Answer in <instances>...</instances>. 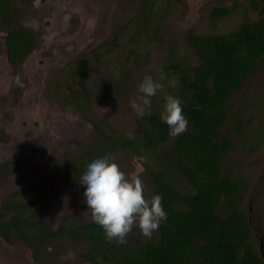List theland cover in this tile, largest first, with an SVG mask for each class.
<instances>
[{
    "label": "rangeland",
    "instance_id": "374dc122",
    "mask_svg": "<svg viewBox=\"0 0 264 264\" xmlns=\"http://www.w3.org/2000/svg\"><path fill=\"white\" fill-rule=\"evenodd\" d=\"M68 1L36 0L33 4L34 15H31L32 12L30 14V10L24 12L22 9V15L16 21L17 27H28L35 35L43 37L42 44L46 40V58L51 55L53 46L59 47L56 51L60 58L58 60L57 57L58 61L51 65L46 58V62L36 61L37 52L27 58L25 74L35 78V71L44 68L41 85L50 77L47 82L49 91L36 96V102L24 101L20 104L24 113L37 114L39 118L46 111L51 112L53 119L50 116L47 118L50 129L48 138L56 134L58 137L46 144L42 152H28L24 150L26 145L23 146L17 156L19 170L0 173V206L7 199H34L37 201L35 210L41 213L52 229L66 215L82 221L92 219L84 196L86 186L80 184L89 160L81 162L82 171H68L82 150L94 144L98 132L92 123H103L114 132L131 135L136 129L138 116L131 107V101L141 95L139 86L144 77L151 76L154 81L163 84L161 71L179 56H185L189 65L198 63L186 42L188 33H226L235 28L244 15L251 21L258 17V11L249 8V0H196L202 2L197 8L191 5L192 0H156L158 18L153 17L152 26L148 21L147 27H144L134 18L141 13L143 1L146 0H72L70 4ZM234 3L239 7L229 17L214 23L210 20L209 14L214 7H232ZM79 57H84L80 64L72 61ZM0 60L4 61L2 58ZM2 61L0 64H4ZM125 72L127 75L123 74ZM173 82L171 85L175 87L176 83ZM110 83L112 86L115 83L113 89H110ZM263 83L264 57L260 59L257 74L249 77L228 102L230 114L241 118L246 126L242 135H230L233 147L223 158L220 167L222 173L243 181L247 187L242 207L248 216L250 214L251 239L255 247L264 253ZM7 84L5 78L0 82V90L6 88ZM164 92L162 89L151 98L147 112L160 103ZM82 93H86L88 99L82 108L86 120L80 114L78 116L72 106V101H81ZM59 103H69L66 113L59 112ZM101 108H110V111L105 113ZM69 110L75 119H68ZM20 122L21 119L17 122L14 119L6 125L8 129L12 126L11 132L18 138H22ZM244 135H250L253 139L247 140ZM174 138L170 135L169 141L161 145L158 151L142 156L146 158L144 160L128 150H114L111 153L122 171L129 176L136 175L143 181L147 198L151 189L147 167H156ZM70 172L77 179L69 178ZM179 184L184 190V183L179 181ZM155 234L154 231L152 236ZM133 235L140 237L141 242L147 239L138 226H134L125 239ZM22 241L17 235L12 237L8 246L0 241V264H89L85 259L91 253L87 243L71 241L66 237L52 239L44 246L42 258L34 259Z\"/></svg>",
    "mask_w": 264,
    "mask_h": 264
},
{
    "label": "trees",
    "instance_id": "16d2710c",
    "mask_svg": "<svg viewBox=\"0 0 264 264\" xmlns=\"http://www.w3.org/2000/svg\"><path fill=\"white\" fill-rule=\"evenodd\" d=\"M248 6L258 11L254 21L244 15L229 32L187 34L186 42L198 61L196 65H189L185 56H179L161 71L165 76L164 98L172 95L180 100L188 126L175 136L156 167H147L149 198L161 195L167 214L154 236L144 242L134 235L123 244L109 242L103 229L92 220L75 222L68 216L57 228L50 229L41 213L33 210L35 201L11 199L6 202L5 213L0 214L3 240L10 243L9 234L18 232L33 251L34 259L42 258L48 241L69 237L89 245L91 253L85 257L89 264H264V253L250 236V214L242 207L247 187L243 181L222 173L220 167L233 147L230 135H242L246 126L241 118L230 114L228 102L249 77L257 74L264 57V0H249ZM238 7L235 3L232 7L216 6L209 18L218 22ZM142 8L134 21L144 27L150 21L152 26V18H158L156 0L143 1ZM7 40L9 45L21 41L22 51L31 48L25 42L26 32L12 31ZM114 85L110 83V89ZM82 95L81 100L87 102V94ZM164 98L143 117L137 116L131 135H121L97 123L94 158H104L114 150H128L144 160L142 156L158 151L170 138V129L160 118ZM243 137L248 140L250 135ZM94 158L91 155L86 159L91 163ZM177 177L184 183V190ZM6 212L13 214L7 216Z\"/></svg>",
    "mask_w": 264,
    "mask_h": 264
},
{
    "label": "flooded vegetation",
    "instance_id": "af4514ba",
    "mask_svg": "<svg viewBox=\"0 0 264 264\" xmlns=\"http://www.w3.org/2000/svg\"><path fill=\"white\" fill-rule=\"evenodd\" d=\"M36 0H0V27L4 28V30L0 31V58H2L4 61H2L4 64H0V82L6 78L8 81L7 87L0 90V173H4L5 171H18L19 170V162L17 159V156L19 154V151L24 147V150H27L28 152H42L45 149V145L48 144L50 141H52L55 136L58 137V134H54L55 136H52L50 139L48 138L50 136V129L48 125V116H50V119H53V115L51 112L46 111L43 115V117L39 118L37 114H31V113H24L23 110L20 109V104L24 101H33L36 102V96H39V94L42 95V93H45V91H49V88L47 87L49 84L47 83L50 80V77L46 79V81L41 85L43 80V75L45 72L44 68H39L40 70L35 71V78H32V76H29L25 71L24 63L26 62L27 58L35 54L37 52L36 61L43 60L45 61V58L47 56L48 46L45 42L42 44V38L40 36L35 35L32 29H29L28 27H17V19L22 15V9L25 11L30 10V14L34 15V5ZM38 1V0H37ZM58 0H53V2H57ZM72 3V0L68 1V4ZM30 4H32L30 6ZM202 2H198L196 0H192L191 5L194 8L200 7ZM50 21V20H47ZM15 31L17 32H26L28 36V40L25 41L28 43V45L31 44V48L25 51L21 50V41H17L15 43H12V45L8 44V37L10 36L11 32ZM14 46L12 49L11 47ZM59 47L55 48V46L52 47V51H50L51 55L47 57L48 63L53 64L59 60L60 57L58 50ZM55 57V58H54ZM58 57V60H56ZM84 57L76 58L72 61L78 62L76 64H80ZM74 64V63H73ZM75 65V64H74ZM65 68H69V66H66ZM69 77L71 75V72L69 70ZM40 80V81H39ZM63 82V81H62ZM44 89V91H43ZM83 95L81 94V97ZM3 99V100H2ZM8 99V102L6 100ZM52 99V97L50 98ZM79 99V98H78ZM82 99V98H80ZM48 100V99H47ZM12 101V102H11ZM72 101V100H71ZM74 102V101H72ZM79 103V104H78ZM76 104L72 103L73 107L77 110V115L82 117L83 120H86V116L82 112V108L84 106L83 100L78 102ZM60 104V103H59ZM69 104V103H68ZM68 104H60L59 106V112L66 113V109L69 107ZM83 104V105H82ZM15 119L17 122L19 119H21L20 122V132L22 135V138H18L16 135H14L11 132L12 126L10 128H7V124L12 122ZM47 120V121H46ZM92 123V122H91ZM94 129L97 131V122L92 123ZM62 130H59L58 132H61ZM94 144L89 147L87 150H82V152L77 156L71 164V167H69L68 171H82L80 169L81 162L86 161V158L88 156H93V158H97L94 154L93 149L97 147V137L94 139ZM21 141L23 142L21 144ZM94 147V148H93ZM94 158V160H95ZM76 163H74V161ZM90 164V163H87ZM83 168V167H82ZM71 172L69 173V178L71 179H77L75 175H72ZM71 176V177H70ZM79 178V177H78ZM77 181V180H73ZM11 201V199H7L2 203V207L0 206V214L5 213V205L8 204L6 202ZM13 201H24V200H16ZM37 203L36 200H32ZM10 203V202H9ZM36 207V206H35ZM35 208H33L34 210ZM12 212H6L7 216H11ZM70 217L71 219L75 220V222H85L82 220H79L75 218L74 216H63L61 218L62 223L66 217ZM43 217V216H42ZM9 219V218H8ZM44 222L46 223L48 228L49 227L48 222L43 217ZM92 220V219H91ZM90 220V221H91ZM58 225L55 227L57 228ZM53 228V229H55ZM14 235H17L20 237L21 240L22 237L20 234L16 231H12L9 234L10 243L12 241V237ZM61 237H58L57 239H60ZM63 238V237H62ZM70 239L69 237H66ZM73 241L72 239H70ZM0 241L3 245L8 246L10 243H7L3 240L2 235L0 233ZM24 245L27 246L29 252H31V255L33 251L28 246V244L23 240L22 241ZM44 249V248H43ZM32 258H34L32 256Z\"/></svg>",
    "mask_w": 264,
    "mask_h": 264
},
{
    "label": "clouds",
    "instance_id": "9594fccd",
    "mask_svg": "<svg viewBox=\"0 0 264 264\" xmlns=\"http://www.w3.org/2000/svg\"><path fill=\"white\" fill-rule=\"evenodd\" d=\"M160 79H165L163 73ZM162 89L163 84L154 81L151 76L144 77L139 86L141 95L131 101V107L138 116L146 114V108L151 106V98ZM101 109L105 113L110 111V108ZM67 116L69 120L75 119L71 110ZM160 118L173 137L187 130L188 120L183 115L181 102L172 95L165 97ZM80 184L86 186L84 196L92 221L103 229L109 242L116 240L121 244L126 243L125 238L134 226L139 227L143 236L151 238L160 223L167 219L162 196L145 197L143 181L136 175L129 176L122 171L111 154L88 164Z\"/></svg>",
    "mask_w": 264,
    "mask_h": 264
}]
</instances>
